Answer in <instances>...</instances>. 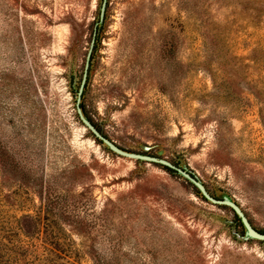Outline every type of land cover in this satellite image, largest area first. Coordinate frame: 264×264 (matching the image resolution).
Segmentation results:
<instances>
[{"label": "rangeland", "instance_id": "374dc122", "mask_svg": "<svg viewBox=\"0 0 264 264\" xmlns=\"http://www.w3.org/2000/svg\"><path fill=\"white\" fill-rule=\"evenodd\" d=\"M102 2L0 0V239L26 248L11 260L264 264L228 206L77 112L94 39L85 116L264 232V0H106L101 20Z\"/></svg>", "mask_w": 264, "mask_h": 264}, {"label": "water", "instance_id": "95a60500", "mask_svg": "<svg viewBox=\"0 0 264 264\" xmlns=\"http://www.w3.org/2000/svg\"><path fill=\"white\" fill-rule=\"evenodd\" d=\"M106 11V0H103L102 6H101V12H100V18L101 20L104 19ZM94 45V39L92 41V45L90 47V50L87 55L86 63H85V69H84V74L83 78L80 84V88L77 93V112L78 115L84 124L85 128L88 129L97 139H99L103 144H105L109 149L112 151L118 153L119 155L125 156V157H130L134 159H140V160H145L149 162H154L158 163L163 166H167L177 173H179L182 177H184L188 182H190L194 187H196L200 193L203 195V197L210 201L211 203L218 204V205H225L231 208L241 219L244 229L246 233L255 239H260L264 240V232H261L253 227L241 207L233 200L231 199H219L214 197L208 189L205 187V185L199 180L198 177H196L194 174L189 172L187 169L182 168L178 165H175L171 161L165 159V158H159L157 156H150V155H144V154H137V153H132L128 152L121 147H119L115 142L110 140L108 137H106L95 125L94 123L85 116L82 106H81V101H82V95L85 89V85L87 82V77H88V72L90 68V58H91V53Z\"/></svg>", "mask_w": 264, "mask_h": 264}, {"label": "trees", "instance_id": "16d2710c", "mask_svg": "<svg viewBox=\"0 0 264 264\" xmlns=\"http://www.w3.org/2000/svg\"><path fill=\"white\" fill-rule=\"evenodd\" d=\"M79 88H80V85H79ZM83 95H84V92H83ZM167 169H169L170 171H174L169 167H167ZM197 193L201 194L198 190H197ZM233 213L235 215V218L240 223V225L243 226V223L240 217L234 211ZM23 250L24 251L26 250V248L23 247V244L19 245L18 243H11L10 241H5V239L1 238L0 239V264H40V263H37V261L31 260V259H24L23 263L19 262L18 260H14V261L11 260V257L14 256V254L20 253ZM37 259H39L38 255H36V260Z\"/></svg>", "mask_w": 264, "mask_h": 264}]
</instances>
